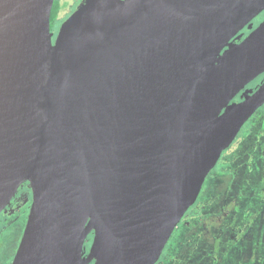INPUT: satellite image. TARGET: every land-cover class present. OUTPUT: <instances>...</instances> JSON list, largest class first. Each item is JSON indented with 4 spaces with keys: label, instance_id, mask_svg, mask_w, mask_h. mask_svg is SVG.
Returning a JSON list of instances; mask_svg holds the SVG:
<instances>
[{
    "label": "water",
    "instance_id": "95a60500",
    "mask_svg": "<svg viewBox=\"0 0 264 264\" xmlns=\"http://www.w3.org/2000/svg\"><path fill=\"white\" fill-rule=\"evenodd\" d=\"M53 1L0 0V212L32 190L11 264H154L264 104V19L238 33L264 0H84L52 40Z\"/></svg>",
    "mask_w": 264,
    "mask_h": 264
},
{
    "label": "rangeland",
    "instance_id": "374dc122",
    "mask_svg": "<svg viewBox=\"0 0 264 264\" xmlns=\"http://www.w3.org/2000/svg\"><path fill=\"white\" fill-rule=\"evenodd\" d=\"M80 2L81 0L61 2L59 22L67 19L80 6ZM256 113L263 115L255 123L259 129H254L252 137L246 138L236 148H233L235 142L222 152V157L225 155L227 160L221 162L233 167L227 180L234 179V184L230 195L225 196L226 186L215 193V201L224 205L213 206L220 207L213 219L221 225L230 222L232 229L219 236L209 231L202 233L197 229L202 221L209 222V214H184L174 227L156 264H264V191L260 199L256 195L262 179L264 189V141L257 133L258 130H264V104ZM250 149L253 150L251 153ZM28 187L27 183L20 184L11 197L8 208L0 214V235H9V229L13 227L10 221H14L17 234L26 218L27 200L21 198H29ZM194 207L188 208L186 212H193Z\"/></svg>",
    "mask_w": 264,
    "mask_h": 264
},
{
    "label": "flooded vegetation",
    "instance_id": "af4514ba",
    "mask_svg": "<svg viewBox=\"0 0 264 264\" xmlns=\"http://www.w3.org/2000/svg\"><path fill=\"white\" fill-rule=\"evenodd\" d=\"M64 1L67 3V0H54L53 1V4H56V9H55V13H54L53 19H50V31H51V34H52V40L55 39V37L57 35V32H58V30L60 28V25L62 24L61 21L59 22V18H60V15H61V9H62V5L60 3L61 2L63 3ZM83 1L84 0H81L79 5H81L83 3ZM262 19H264V10L259 15H257L256 17H254L252 19L250 28H248L247 25H246L238 32V33H241L240 39H242L245 35H247V33L249 31H251L254 27H256L257 24ZM254 21H256V23H254ZM259 80H258V82H259ZM253 85H255V84H251V82H250L242 90H244L246 88H250ZM242 90H240L238 92V94L232 99V101L239 100V96H240V93L242 92ZM257 110L245 121V123L241 126L240 130L235 135L234 139L225 148V150L230 148L231 144H233L235 142H236V145L233 148H236L243 141H245L246 138H251L252 137L254 129H259L258 125H255V123L258 122L259 120H261L263 115L262 114H257L256 113ZM257 133H258V135L261 136L262 140L264 141V130H258ZM252 151H253L252 149L249 150L250 153ZM222 152H221L219 158L217 159L215 165L207 173V175H206V177L203 180L201 188H200V190H199L194 202L189 207V208H192V207L195 206L194 209H193V212H188V213L185 212L184 213V214H186V216H189L190 213L193 214V215L201 214V213H208L209 217H210L209 218V222L205 221V220L202 221V225H200L198 227L197 231L202 232V233L205 232V231H209L211 233H214L216 236H219L221 234H225V233H227L228 231H230L232 229V226H231L230 222H226L224 225H221L219 222H217L215 219H213L216 216L217 212L220 211V207H223V205H224L222 203H217L215 201V197H216L215 193L220 192L226 186V188H225L226 195L225 196L230 195L231 188H232V186L234 184V179H232L231 181L227 180V177H229L231 175L232 171H233V167H231L230 165L226 164L225 162H221V160H227V157L225 155H223V157H222V154H223ZM262 160H264V156H262ZM25 183H27V185L29 186L28 187V191H30V192H28L29 198H27V196H23L21 198V199H26L27 200L26 218L22 222L21 227L18 229L17 234L15 233L14 221H10L9 223L12 222L13 223V227L11 228V230L9 229V235H5V236L0 235V254H2L4 252L2 255H0V264H11L12 263L14 255H15V253L17 251L18 246H19L21 237L23 235V231L25 229V225H26V222H27V219H28V215H29V211H30V207H31V203H32V190H31L30 183L28 181H24L21 184H25ZM263 191H264V189H263V179H262L261 185H260L259 189L256 191V195H257L258 199H260L262 197ZM9 202L1 210L0 214H2V212H4V210L6 208H8ZM216 204L219 205L220 207H213ZM233 207H236V206H233ZM9 223L6 224V225L8 226ZM0 231H1V229H0ZM91 239H92V232L88 233V235L86 237L85 249L83 250V253H85L87 251V249H88V247H89V245L91 243ZM15 241H16V244H15ZM14 244H15V248L13 250V245ZM164 246H166V245H164ZM164 248L165 247H163V249ZM161 254H162V251H161ZM161 254H160V256H161ZM160 256H159V258L157 259V261L154 264H156L160 260ZM7 258H9V260H7Z\"/></svg>",
    "mask_w": 264,
    "mask_h": 264
},
{
    "label": "trees",
    "instance_id": "16d2710c",
    "mask_svg": "<svg viewBox=\"0 0 264 264\" xmlns=\"http://www.w3.org/2000/svg\"><path fill=\"white\" fill-rule=\"evenodd\" d=\"M55 9H56V4H53L52 8H51V13H50V19H53L54 17V13H55ZM263 73L260 74L259 76H257L255 79H253L251 81V84H256L258 82V80L262 77Z\"/></svg>",
    "mask_w": 264,
    "mask_h": 264
}]
</instances>
